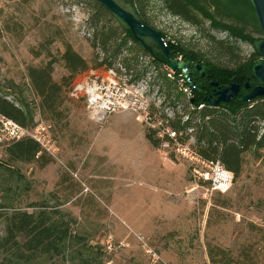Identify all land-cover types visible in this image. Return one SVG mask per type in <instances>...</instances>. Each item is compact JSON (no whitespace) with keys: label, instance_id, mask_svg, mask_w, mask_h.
Wrapping results in <instances>:
<instances>
[{"label":"rangeland","instance_id":"1","mask_svg":"<svg viewBox=\"0 0 264 264\" xmlns=\"http://www.w3.org/2000/svg\"><path fill=\"white\" fill-rule=\"evenodd\" d=\"M90 3L0 0V95L25 116L24 126L12 120L22 128L18 137L0 125V260L8 253L25 264H213L212 249L214 264H264V158L245 152L240 172L223 175L222 188L204 177L197 161L146 138L151 130L172 129L171 122L182 123L189 113L188 90L180 93L173 70L124 52L112 68L120 86L133 87L136 103L94 119L85 84L105 85L112 78L88 40ZM148 17L169 40L216 65L234 68L255 53L253 45L207 21L192 25L156 0ZM103 22L115 25L109 17ZM246 31L262 37L250 24ZM66 44L89 67L63 88L56 118L40 112L28 69L56 59L51 76L61 82L68 75L60 60ZM190 116L198 123L196 114ZM191 133L180 131L199 149ZM22 138L37 141L36 155L20 159V152H8ZM19 213L32 217L40 234H32L30 222L9 229Z\"/></svg>","mask_w":264,"mask_h":264},{"label":"trees","instance_id":"2","mask_svg":"<svg viewBox=\"0 0 264 264\" xmlns=\"http://www.w3.org/2000/svg\"><path fill=\"white\" fill-rule=\"evenodd\" d=\"M121 7L131 12L137 19L150 25L148 17L149 5L153 0H115ZM170 14L180 19L199 26L201 22L207 21L210 27L226 32L241 41L254 46L253 57L240 63L234 68H228L216 65L208 59H204L198 51L182 44L169 40L166 35L159 31L169 46L171 56L174 59H180L188 66V78L194 87H189L187 78L181 75V70H173L176 82L181 80L182 86L180 93L189 90L190 95L187 98L189 113L185 121L180 120L171 122V131L175 132L176 139L181 143H186V136H181L180 131L190 129L191 134L200 145L199 149L190 146L197 156L207 162H218L231 175H238L242 164V155L250 151L257 158H264V97H256L250 101H242L239 97L232 101L221 102L218 105H212L209 100L213 99V87L210 81L217 82V89L229 86L236 82L240 85V93L248 90L244 88V83L250 85L259 83L253 75V66L260 62V53L257 44L262 37H254L246 31L247 24H250L258 34H262L254 8L250 0H156ZM90 7L94 11L88 17V27L91 29V35L88 38L91 47L103 54L98 65H105L109 70L112 68L113 61L120 57L124 52L134 53L135 56L144 54L148 56L158 67L169 68L167 59L160 48L151 39L147 37L136 38L129 27L116 15L105 8L98 0H91ZM109 17L115 25H106L103 20ZM151 26V25H150ZM153 27V26H151ZM154 28V27H153ZM155 29V28H154ZM130 44V45H128ZM99 58V54L96 55ZM256 57H258L256 59ZM68 75L63 76L61 82L52 79V64L56 59H51L46 65L41 67H30L28 77L30 84L36 95L39 97V108L42 114L51 117L60 118L62 114L64 87L71 83L88 69V62L76 53L69 44H66L64 51L60 55ZM123 67L129 69L130 61L126 55L122 58ZM200 65L201 71L196 69ZM115 73V72H114ZM163 77H166L164 72ZM177 86V84H176ZM185 89V90H184ZM262 100V101H260ZM200 106V108H198ZM17 112V113H16ZM199 118L198 123H192V117ZM8 118L24 126V117H21L19 108L0 95V118ZM194 117V116H193ZM191 118V119H190ZM263 125H262V124ZM261 124V125H260ZM1 125V121H0ZM155 130L146 134L148 141L160 148L162 139L154 135ZM164 139L171 141L169 135H164ZM38 143L32 138H22L16 140L8 146V152L13 156L23 159L27 156L36 155L38 152ZM263 152V153H262ZM29 223L32 234H40V227L34 222L32 217L24 216L19 213L17 220L7 223L9 229L21 222ZM17 227V226H16ZM15 227V228H16ZM46 228V227H44ZM12 232V231H10ZM9 232V233H10ZM7 241L5 238L2 244ZM17 244V243H16ZM222 257H227L226 253L218 249ZM209 257L214 264L212 249L209 250ZM26 261L15 257L14 255L4 254L0 264H25Z\"/></svg>","mask_w":264,"mask_h":264},{"label":"built area","instance_id":"3","mask_svg":"<svg viewBox=\"0 0 264 264\" xmlns=\"http://www.w3.org/2000/svg\"><path fill=\"white\" fill-rule=\"evenodd\" d=\"M108 71H110L109 73L112 79L105 85L96 83V81L91 84H85L88 106L94 119L98 121L102 120L105 115L116 111V109H128L130 105H134L136 103L133 95V87L120 86V84L117 83L119 81H117L115 73L112 70ZM189 95L190 93L188 90V96ZM198 108H200V106ZM0 121L2 127L4 126L5 129L10 127L13 133H15L14 135L16 137L19 136V133L22 130L21 126L14 123L11 119L4 117H1ZM156 135L162 139L160 147L163 151L168 152L170 150L169 152L173 153L176 157L190 160V162L197 161L203 165L206 170L204 168L202 173L206 179L212 181L213 185L221 183L225 180L223 175L230 173L226 171L218 162L207 163L201 160L197 154L192 151L188 144L179 142L176 139L175 132L171 131L168 127L160 132L158 131ZM164 135H169L172 142L165 140ZM107 245L108 247H112L111 242Z\"/></svg>","mask_w":264,"mask_h":264},{"label":"water","instance_id":"4","mask_svg":"<svg viewBox=\"0 0 264 264\" xmlns=\"http://www.w3.org/2000/svg\"><path fill=\"white\" fill-rule=\"evenodd\" d=\"M98 1L110 12L120 18L129 27L136 38L147 37L157 44L162 53L165 55L169 68L171 70H181L182 75L187 78L188 86L191 88L194 87L193 83L188 78L187 64L179 59H174L171 56L169 46L159 31L137 19L131 12H128L123 7H121L115 0ZM250 2L254 8V13L262 32V40H260L257 44V49L261 55V60L260 62L256 63L252 69L253 75L258 79L259 83L256 85H250L248 82L244 83V88L249 91L247 93L241 94L239 92V83L233 82L227 87L217 89V82L210 81V84L214 90L213 96H215L213 99L209 100L212 105H218L221 102L232 101L237 97H239L242 101H250L260 96L264 97V0H250ZM196 69L200 70L201 66L197 65ZM201 75L204 76V71L201 72Z\"/></svg>","mask_w":264,"mask_h":264},{"label":"bare ground","instance_id":"5","mask_svg":"<svg viewBox=\"0 0 264 264\" xmlns=\"http://www.w3.org/2000/svg\"><path fill=\"white\" fill-rule=\"evenodd\" d=\"M226 183H224V182H221L220 183V185H219V187H222V188H225L226 187V185H225Z\"/></svg>","mask_w":264,"mask_h":264}]
</instances>
